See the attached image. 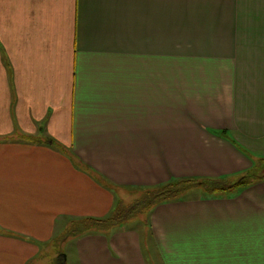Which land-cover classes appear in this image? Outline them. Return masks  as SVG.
<instances>
[{
  "label": "crops",
  "instance_id": "0c3cea01",
  "mask_svg": "<svg viewBox=\"0 0 264 264\" xmlns=\"http://www.w3.org/2000/svg\"><path fill=\"white\" fill-rule=\"evenodd\" d=\"M261 159L264 0H0V264L121 190ZM126 221L77 236V264H264V177Z\"/></svg>",
  "mask_w": 264,
  "mask_h": 264
},
{
  "label": "trees",
  "instance_id": "16d2710c",
  "mask_svg": "<svg viewBox=\"0 0 264 264\" xmlns=\"http://www.w3.org/2000/svg\"><path fill=\"white\" fill-rule=\"evenodd\" d=\"M25 139H33L32 136L24 135ZM55 147L63 153L67 150L61 143L53 141ZM85 170L88 167L83 165ZM99 178L98 176H95ZM264 177V159H261L255 166L245 174L239 177H174L170 180L148 187L136 188L135 193H140L132 202L124 203L118 200L112 212L105 217L86 216L79 218H64L63 221L68 223L65 228L57 234L54 240L59 238L67 240L71 236H80L92 232L109 231L126 220H130L138 216L142 211H149L155 205L170 201L183 199L184 197H210L228 193L233 187L248 185L260 178ZM61 257H56L54 264H61Z\"/></svg>",
  "mask_w": 264,
  "mask_h": 264
},
{
  "label": "rangeland",
  "instance_id": "374dc122",
  "mask_svg": "<svg viewBox=\"0 0 264 264\" xmlns=\"http://www.w3.org/2000/svg\"><path fill=\"white\" fill-rule=\"evenodd\" d=\"M122 191H126L124 195L121 194ZM230 190H227L228 192ZM140 193H130L127 190H121L119 193V197H121L124 203H130L132 202ZM226 194V193H225ZM125 197V198H124ZM118 201V197H117ZM117 204V203H116ZM147 211H142L138 216L130 219V220H136L137 222V227L140 229L142 225H144V231H145V223L144 219L147 215ZM60 221H58L57 226H59ZM122 226L126 227L127 226V221H124ZM137 229V228H136ZM137 229V230H139ZM140 231V230H139ZM142 232V231H141ZM140 232V233H141ZM89 234V233H87ZM63 235H59V238L57 240H54L47 244L48 246L46 247L45 244L43 245V253L41 256V259L39 260V264H54L56 262V257H61L60 259L61 264H77L76 258H75V243L77 241V236H71L68 240H62L61 237ZM48 248V249H47ZM67 256V257H66ZM66 257V258H65Z\"/></svg>",
  "mask_w": 264,
  "mask_h": 264
},
{
  "label": "water",
  "instance_id": "95a60500",
  "mask_svg": "<svg viewBox=\"0 0 264 264\" xmlns=\"http://www.w3.org/2000/svg\"><path fill=\"white\" fill-rule=\"evenodd\" d=\"M66 258V257H65Z\"/></svg>",
  "mask_w": 264,
  "mask_h": 264
}]
</instances>
